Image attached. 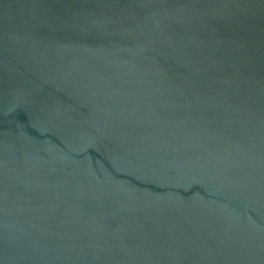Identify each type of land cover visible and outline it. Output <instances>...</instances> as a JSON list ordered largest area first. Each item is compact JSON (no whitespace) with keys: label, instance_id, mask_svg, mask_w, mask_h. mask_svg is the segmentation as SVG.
<instances>
[{"label":"water","instance_id":"obj_1","mask_svg":"<svg viewBox=\"0 0 264 264\" xmlns=\"http://www.w3.org/2000/svg\"><path fill=\"white\" fill-rule=\"evenodd\" d=\"M0 264H264V0H0Z\"/></svg>","mask_w":264,"mask_h":264}]
</instances>
